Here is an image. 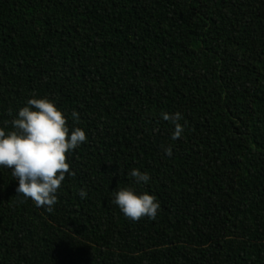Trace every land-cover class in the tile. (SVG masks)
Returning a JSON list of instances; mask_svg holds the SVG:
<instances>
[{
	"label": "trees",
	"instance_id": "obj_1",
	"mask_svg": "<svg viewBox=\"0 0 264 264\" xmlns=\"http://www.w3.org/2000/svg\"><path fill=\"white\" fill-rule=\"evenodd\" d=\"M42 97L88 139L51 212L0 168V264H264V0H0V127Z\"/></svg>",
	"mask_w": 264,
	"mask_h": 264
},
{
	"label": "clouds",
	"instance_id": "obj_2",
	"mask_svg": "<svg viewBox=\"0 0 264 264\" xmlns=\"http://www.w3.org/2000/svg\"><path fill=\"white\" fill-rule=\"evenodd\" d=\"M73 116L77 117V114L73 113ZM162 116L173 121L171 139L181 138L184 131L179 123L181 115L163 113ZM10 124L11 130L0 127V168H8L18 181L17 195L30 198L37 207H45L51 212L62 182L66 176L74 175L67 157L87 142L86 132L79 127L70 130L66 116L48 97L28 99ZM164 152L171 156V147L165 148ZM127 175L134 183L110 191L114 193L112 202L133 221L145 216L155 219L159 201L154 194L140 192L136 187L147 184L150 174L132 169ZM78 195L83 199L87 193L80 189Z\"/></svg>",
	"mask_w": 264,
	"mask_h": 264
}]
</instances>
